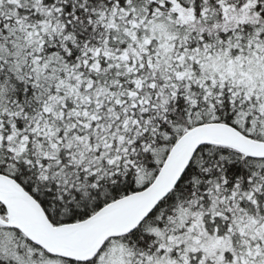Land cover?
<instances>
[{"label":"snow or ice","instance_id":"1","mask_svg":"<svg viewBox=\"0 0 264 264\" xmlns=\"http://www.w3.org/2000/svg\"><path fill=\"white\" fill-rule=\"evenodd\" d=\"M0 264H264V0H0Z\"/></svg>","mask_w":264,"mask_h":264}]
</instances>
